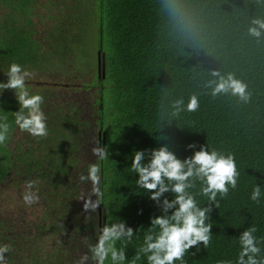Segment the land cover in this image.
<instances>
[{
  "label": "trees",
  "instance_id": "16d2710c",
  "mask_svg": "<svg viewBox=\"0 0 264 264\" xmlns=\"http://www.w3.org/2000/svg\"><path fill=\"white\" fill-rule=\"evenodd\" d=\"M170 4L182 21L170 15ZM89 16L98 20L95 68L86 64L89 56L85 64L77 57L81 37H91L83 32ZM256 18L264 19V0H0V82L12 63L37 75L26 87L43 96L48 125L46 137L21 132L14 125L15 90L0 93V116L13 125L0 145V245H11L8 264H78L115 217L139 229L126 248L133 260L151 218L161 212L136 189L131 157L160 145L181 159L200 147L233 154L240 173L237 189L218 197L219 208L213 205L208 247L201 242L199 251L190 249L184 264L234 261L237 238L252 224L264 237V200L249 198L255 183L264 186V37L248 33ZM55 70L59 82L43 80ZM214 71L244 81L250 99L213 97L205 85ZM193 95L199 107L188 111ZM104 133L110 154L98 161L92 148L102 145ZM93 163L101 168L103 204L85 212L82 199L92 184L79 178ZM29 180L39 201L25 206ZM197 199L207 206L205 197ZM136 264H147L146 258Z\"/></svg>",
  "mask_w": 264,
  "mask_h": 264
},
{
  "label": "clouds",
  "instance_id": "9594fccd",
  "mask_svg": "<svg viewBox=\"0 0 264 264\" xmlns=\"http://www.w3.org/2000/svg\"><path fill=\"white\" fill-rule=\"evenodd\" d=\"M168 9L174 19L183 20L177 5L170 4ZM248 33L257 39L264 37V19H253ZM4 73L8 79L0 82V93L5 89L15 90L19 104V110L14 112L15 127L33 137H46L48 125L42 109L44 98L40 94H30L26 87V81L32 74L18 63H12ZM212 76L214 79L205 86L211 90L213 97L231 95L243 102L250 99L248 85L234 74L224 75L214 71ZM182 105L183 100L180 99L173 106L179 111ZM198 107L199 98L193 95L188 101L187 110L195 111ZM12 127L7 116H0V145L9 141ZM189 147L194 148L195 145ZM92 154L98 161H103L110 153L108 147L100 145L98 141L97 146L92 148ZM129 168L138 174L136 189L147 194L161 214L151 218L133 260L129 261L126 248L136 238L139 229L134 230L125 220L115 217L109 218L99 229L96 242L88 246L90 255H82L78 264H86L89 259L94 264H136L142 258H146L147 264H184L185 254L190 249L196 247L199 251L201 242L207 248L213 227V205L219 208L218 197L225 198L230 190L234 191L238 186L240 173L234 155L200 147L193 155L181 159L170 146L160 145L150 151L134 150ZM79 179L92 184L91 195L82 199L83 210L97 211L103 204L99 164H90L87 175H81ZM35 183L32 180L25 182L22 197L25 206L39 201L37 192L33 190ZM197 185L199 190L194 192ZM166 193H171L172 198ZM198 196L206 198L207 206L206 203L201 205ZM249 198L260 204L264 200V186L255 183ZM257 231L254 224L247 227L237 238L239 251L235 260L221 264H264V237L257 236ZM10 251L11 245H0V264H8L5 253Z\"/></svg>",
  "mask_w": 264,
  "mask_h": 264
},
{
  "label": "rangeland",
  "instance_id": "374dc122",
  "mask_svg": "<svg viewBox=\"0 0 264 264\" xmlns=\"http://www.w3.org/2000/svg\"><path fill=\"white\" fill-rule=\"evenodd\" d=\"M91 9V13H92V7H90ZM94 14V13H93ZM91 16V14H90ZM89 16V18H90ZM94 16V15H93ZM88 18V19H89ZM90 20H92V24L90 22ZM90 20H88V25H85V30L83 31L85 34L89 33V35H91L90 39L83 40L81 37V40L78 44V53H77V57L78 59H80V62L83 64H85V62L87 61L86 56H89V60L86 62V64H90V66L92 65L95 68L96 65V60H97V53H98V48H97V42H96V34L98 33L97 30V23L98 20L95 21V19L90 18ZM91 29V31H90ZM95 35V36H94ZM93 38V39H92ZM76 57L73 53V58ZM74 60H76V58H74ZM89 66V65H88ZM85 75V78L90 79V77L87 74H82V76ZM33 77H37V75H31ZM61 72L60 70H55V72L53 74H51L50 76H46L45 79H43L44 81H49L53 80V81H57L61 78ZM64 93V92H63ZM72 96V95H69Z\"/></svg>",
  "mask_w": 264,
  "mask_h": 264
},
{
  "label": "water",
  "instance_id": "95a60500",
  "mask_svg": "<svg viewBox=\"0 0 264 264\" xmlns=\"http://www.w3.org/2000/svg\"><path fill=\"white\" fill-rule=\"evenodd\" d=\"M102 69H103V76H105V61H102V55L101 52H99V71H101ZM101 143L102 145H106V133L103 134Z\"/></svg>",
  "mask_w": 264,
  "mask_h": 264
}]
</instances>
